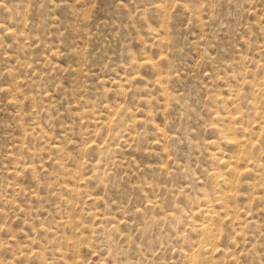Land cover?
I'll return each instance as SVG.
<instances>
[{
    "label": "rangeland",
    "instance_id": "rangeland-1",
    "mask_svg": "<svg viewBox=\"0 0 264 264\" xmlns=\"http://www.w3.org/2000/svg\"><path fill=\"white\" fill-rule=\"evenodd\" d=\"M0 264H264V0H0Z\"/></svg>",
    "mask_w": 264,
    "mask_h": 264
}]
</instances>
